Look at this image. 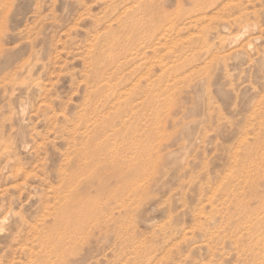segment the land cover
Wrapping results in <instances>:
<instances>
[{"label":"rangeland","instance_id":"obj_1","mask_svg":"<svg viewBox=\"0 0 264 264\" xmlns=\"http://www.w3.org/2000/svg\"><path fill=\"white\" fill-rule=\"evenodd\" d=\"M0 264H264V0H0Z\"/></svg>","mask_w":264,"mask_h":264},{"label":"bare ground","instance_id":"obj_2","mask_svg":"<svg viewBox=\"0 0 264 264\" xmlns=\"http://www.w3.org/2000/svg\"><path fill=\"white\" fill-rule=\"evenodd\" d=\"M235 21V20H234ZM239 22V21H238ZM233 23V22H232ZM235 23H236V21H235Z\"/></svg>","mask_w":264,"mask_h":264}]
</instances>
